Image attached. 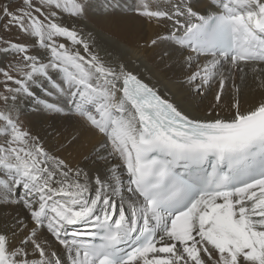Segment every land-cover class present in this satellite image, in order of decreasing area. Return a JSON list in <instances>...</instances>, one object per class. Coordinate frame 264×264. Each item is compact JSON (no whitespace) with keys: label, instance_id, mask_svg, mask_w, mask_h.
I'll return each instance as SVG.
<instances>
[{"label":"snow or ice","instance_id":"obj_1","mask_svg":"<svg viewBox=\"0 0 264 264\" xmlns=\"http://www.w3.org/2000/svg\"><path fill=\"white\" fill-rule=\"evenodd\" d=\"M0 264H264V0H0Z\"/></svg>","mask_w":264,"mask_h":264},{"label":"bare ground","instance_id":"obj_2","mask_svg":"<svg viewBox=\"0 0 264 264\" xmlns=\"http://www.w3.org/2000/svg\"><path fill=\"white\" fill-rule=\"evenodd\" d=\"M131 2V0H129ZM88 28L92 29L100 48H94L104 56L105 51H119L127 58L137 61H146L152 55V50L144 47L145 42L159 29L155 25L131 16L104 17L94 15L88 22ZM13 38L16 30H13ZM64 42L63 40H61ZM60 41V42H61ZM179 86L173 87L175 92ZM51 125V126H49ZM30 126L34 133H39L48 144L66 142L71 137L72 127L66 121H49L47 124L31 119ZM93 143L88 133L81 135V140L76 149L63 153L69 158H80L87 153Z\"/></svg>","mask_w":264,"mask_h":264},{"label":"rangeland","instance_id":"obj_3","mask_svg":"<svg viewBox=\"0 0 264 264\" xmlns=\"http://www.w3.org/2000/svg\"><path fill=\"white\" fill-rule=\"evenodd\" d=\"M13 30H15V29H13ZM14 34V33H13ZM15 38V37H14ZM62 40V39H61ZM62 42V41H61Z\"/></svg>","mask_w":264,"mask_h":264}]
</instances>
